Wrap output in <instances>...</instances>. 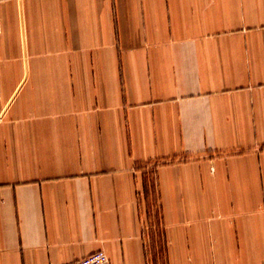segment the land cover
Listing matches in <instances>:
<instances>
[{
	"label": "crops",
	"instance_id": "1",
	"mask_svg": "<svg viewBox=\"0 0 264 264\" xmlns=\"http://www.w3.org/2000/svg\"><path fill=\"white\" fill-rule=\"evenodd\" d=\"M0 17V264H160L150 173L165 264H264V0Z\"/></svg>",
	"mask_w": 264,
	"mask_h": 264
},
{
	"label": "rangeland",
	"instance_id": "2",
	"mask_svg": "<svg viewBox=\"0 0 264 264\" xmlns=\"http://www.w3.org/2000/svg\"><path fill=\"white\" fill-rule=\"evenodd\" d=\"M153 174L150 173L149 181L147 182L146 186L144 187V197L145 200L142 202L146 207V232L148 238V245H149V252L152 255V251L154 250L153 247L157 243L160 247L155 249L156 253H158V257L161 258L160 264H165V247H164V236H163V228L161 225L160 217L158 215V204L156 195L154 194L155 185H154ZM147 194V195H145ZM147 198V199H146ZM161 242H163V246H161ZM155 253V252H154ZM153 253V254H154ZM156 253L154 255H156Z\"/></svg>",
	"mask_w": 264,
	"mask_h": 264
},
{
	"label": "built area",
	"instance_id": "3",
	"mask_svg": "<svg viewBox=\"0 0 264 264\" xmlns=\"http://www.w3.org/2000/svg\"><path fill=\"white\" fill-rule=\"evenodd\" d=\"M1 17H0V36H1ZM69 264H111L107 253L104 250L94 251L80 259L75 260Z\"/></svg>",
	"mask_w": 264,
	"mask_h": 264
}]
</instances>
